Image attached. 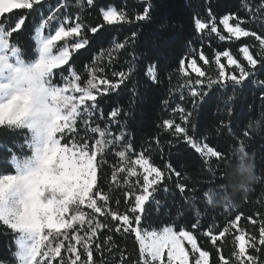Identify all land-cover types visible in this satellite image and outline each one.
<instances>
[{
    "label": "snow or ice",
    "instance_id": "6c2138e0",
    "mask_svg": "<svg viewBox=\"0 0 264 264\" xmlns=\"http://www.w3.org/2000/svg\"><path fill=\"white\" fill-rule=\"evenodd\" d=\"M57 3L58 7L49 9L50 14L41 17L35 27L36 57L25 59L24 49L11 43L10 39L14 34L16 37L20 35L26 19L21 17L12 25L5 23L4 14H9L10 20L13 10L36 11L43 7L42 0H0V126L23 135L22 143L14 142L15 148L0 143L8 153L7 157L0 158V228L11 233L15 247L12 261L4 259L0 264H110L105 253L111 256L118 249L114 247L113 235L106 234L102 231L104 229L108 233L114 230L121 235H135L139 245L138 259L134 262L131 257L124 259L121 253L120 264H210V251L211 264H264V219L259 221V237L255 234L248 236L246 247L245 236L237 235L238 251L233 250L228 257L217 242L225 237L230 227H237L235 221L241 219L240 215L220 231L219 236L213 235L214 226L201 234L212 241V249L208 250L198 245L197 237L184 228L175 231L166 226L147 231L140 227L146 202H152L162 184L167 193L170 189L165 181L172 179L171 173L176 177L181 173L170 163L165 164L164 169L156 166L149 155L153 151L151 147L142 148L137 153L134 141L125 130L126 122L120 119L127 113L119 107L106 113L102 107L106 97L119 95L129 83L132 84L131 94H136L137 81L133 77L137 74V31H132L123 42L114 38L112 47L102 49L93 58V66L87 68V79L71 67L61 68L69 63L72 53L89 44L83 33L90 30L99 35L105 24L149 21L155 7L152 0H141L142 13L136 14L134 20L114 8L101 9L104 24L95 25L83 23L81 17L85 6L96 7V0H75L80 13L74 23L67 0L63 3L57 0ZM244 7L247 19L238 14L220 19L228 37L218 31L211 13L207 25L196 19L195 28L202 31L207 26L209 35L215 33L220 41L232 37L239 41L241 37H247L259 45L256 53L259 59L251 52L252 44L240 41L242 46L236 53L216 52L219 74L215 78L206 76L205 71L196 66L195 59L189 60L187 67L197 74L194 81L185 71V60L182 59L179 72L183 82L173 90L179 92L181 103L172 108L173 118L165 119L162 124L164 132L182 139L203 158L214 178L217 170L211 167L212 158H216L219 165L220 161H226V156L206 142L207 136L197 138L194 114L208 95L205 85L208 90H213L214 86L227 89L230 85L235 90L264 71V0L259 4L248 0ZM230 19L233 23L229 22ZM52 29H55L54 35L50 34ZM45 30L49 34H45ZM67 37L80 38L69 44ZM58 42H63L62 46ZM122 51L130 57L124 61L127 70L112 71L114 79L101 75L107 71L102 61L107 58L108 66H111L118 62ZM241 54L243 59H240ZM221 56L227 59L228 65L234 66L228 75ZM199 59L206 64L212 62L203 52ZM237 71L239 75L233 74ZM147 75L156 81L154 66L148 67ZM60 81L64 83L61 85ZM253 83L264 86V80H254ZM185 91L192 98L191 110L184 106L187 101ZM164 106L169 108L171 104L165 100ZM177 115L180 122L174 119ZM113 125L117 126V131L113 130ZM220 131L217 128V133ZM244 136H248L247 131ZM168 143L171 145L172 141ZM156 144L160 146L159 137ZM239 148L246 152L243 141ZM109 154L118 157L119 164H110ZM106 166L112 169L111 183L117 185L112 188L110 184L108 191L104 189ZM121 185L126 190L123 200L116 198L117 208L114 209L113 193L119 191ZM221 186H210L202 193L208 204L213 203V197L226 192ZM175 187L182 196L185 195L186 184L177 182ZM138 190L140 194H137ZM188 192L192 195L191 198L185 196L186 201L196 199L195 188H188ZM224 199L227 201L228 197L225 195ZM121 204L125 205L123 212L120 211ZM156 204L158 206L159 201ZM252 223L257 221L253 219ZM199 227V220L192 225L193 229Z\"/></svg>",
    "mask_w": 264,
    "mask_h": 264
},
{
    "label": "trees",
    "instance_id": "16d2710c",
    "mask_svg": "<svg viewBox=\"0 0 264 264\" xmlns=\"http://www.w3.org/2000/svg\"><path fill=\"white\" fill-rule=\"evenodd\" d=\"M63 2L64 0H60V3ZM246 2L248 0H152L155 7L149 21H139L134 24L124 22L105 24L104 30L99 35L91 33L90 30L83 33L89 39V44L72 53L69 63L61 66L62 69L71 67L87 79V68L93 66V58L97 57L102 49L107 50L112 47L114 38L123 42L132 31H137L135 46L138 57L137 74L133 77V80L137 81L136 94H131L132 84L129 83L128 88L121 91L119 95L112 94L106 97L102 102V107L106 113L115 107L127 113L126 116L122 114L120 119L126 122L125 130L134 141L137 153L141 152L142 148L151 147L153 151L149 155L156 166L164 169L165 164L170 163L176 171L181 173L180 177L171 173L172 179L165 181L170 189L167 193L163 190L162 184L154 194L152 202H146L140 227L147 231L160 230L166 226L173 227L175 231L184 228L197 237L198 245L208 250L212 249V241L201 234L214 226L213 235L219 236V232L223 231L226 226H230V223L235 221V217L240 215L241 219L235 221L237 227H230L225 237H221L217 242L218 245L223 246L226 257L230 256L233 250L238 251L236 248L238 242L235 239L237 235L245 236L246 247L248 236L255 234L258 238L259 221L264 219V130L257 133L252 132L249 127L251 122L264 119V99H262L264 86L253 83L254 80H264V71L248 79L235 90L231 85L227 89L214 86L213 90H208L205 85L208 95L204 97L194 114V122L198 128L197 138L202 139L207 136L206 142L225 153L226 161L231 158L233 150L238 148L240 142L243 141L246 152L253 158L257 174V180L247 192L227 191L215 197L217 202L208 204L202 193L210 186L225 183L223 171L226 161H220L217 165L216 158H212L211 167L217 170L214 178L208 171L209 165L204 163L203 158L182 139L178 140L171 133L164 132L162 124L165 119L173 118L172 108L181 103L179 92L173 90L178 83L183 82L179 72L182 59L185 60V71L190 73L193 81L197 78V74L187 67L189 60L195 59L196 66L200 67L201 71H205L206 76L210 75L215 78L219 74V67L215 63L216 52L236 53L242 46L240 41L252 44L251 52L254 58L259 59L256 56L259 52V45L254 44L247 37H241L239 41L235 37L220 41L215 33L209 35L210 28L207 26L202 31H197L195 28L196 19H200L207 25V21L214 16L218 31L228 37L229 33L219 23L220 19L225 15L232 16L233 14L247 19L248 13L244 7ZM251 2L259 4L261 0H251ZM42 3L43 7H38L36 11L13 10L10 20L8 19L9 14H4L5 23L12 25L21 17L26 19L20 35L16 37L14 34V37L10 39L11 43H16L24 49L25 59L36 57L35 27L41 22V17L46 18L50 14L49 9L54 10L58 7L57 0H42ZM67 3L72 9L71 19L74 23L80 9L76 6L75 0H67ZM109 7L117 10L118 13L127 14L132 20L143 10L141 0H96V7L85 6L81 17L82 22L92 25L104 24L101 9L107 10ZM229 22L233 23L231 19ZM45 34H49V31L45 30ZM50 34L54 35L55 29H52ZM79 38L67 37L66 39L71 44ZM62 43L58 42L61 46ZM201 52L204 53L206 59H211V64H206L199 59ZM126 59L130 57L123 51L119 54L118 62L111 66H108V60L105 58L102 64L107 66V71L101 75L113 78L112 71H126L127 65L124 64ZM220 59L225 65V74L228 75L234 66L228 65L225 57L221 56ZM240 59H243L242 54ZM245 64H247L246 61ZM150 65L155 68L156 81L147 75ZM55 71L60 72V70ZM65 74L67 75V72ZM233 74L239 75L238 71ZM60 83L62 85L64 82L60 81ZM185 95L187 101L184 106L191 110L192 98L186 91ZM165 100L169 101L171 107L165 108ZM225 101H229L227 105ZM174 119L180 122L178 115ZM217 128L221 129L219 133H217ZM113 130L117 131V126L113 125ZM245 131L248 132V136H244ZM157 137L160 138V146L156 144ZM168 141H172V144L170 145ZM14 142L22 143L23 135L0 126V143L15 148ZM109 155L110 164H119L118 157H114V154ZM7 156L8 153L0 147V158ZM132 158L135 159V156ZM111 171L110 167H105V191H108L110 184L112 188L117 187L116 184L111 183ZM132 182L135 183L134 178ZM177 182L186 184L185 195L182 196L179 189L175 187ZM188 188L196 189V199L191 202L185 199V196L191 198L192 195L188 192ZM125 190V187L121 185L120 190L113 193L112 207L114 209L117 208L116 198L123 200ZM137 194H140L139 190ZM225 195L228 197L227 201L224 199ZM156 201H159L158 206ZM119 207L121 212L125 210V205L121 204ZM85 211L90 212L86 208ZM98 219L103 220L104 218L98 217ZM253 219L257 221L256 224L252 223ZM198 220L200 227L193 229L192 225ZM102 231L113 235L114 247L118 249L111 256L105 253V259L109 260L110 264H120L121 253L124 259L131 257L133 262L138 259L139 245L135 241L134 234L127 236L115 233L114 230L113 233H108L107 229ZM225 240H227L226 245ZM14 250L11 233H6L3 228H0V260L12 261ZM99 259V254H97V260ZM209 259L211 264L212 251H210Z\"/></svg>",
    "mask_w": 264,
    "mask_h": 264
},
{
    "label": "clouds",
    "instance_id": "9594fccd",
    "mask_svg": "<svg viewBox=\"0 0 264 264\" xmlns=\"http://www.w3.org/2000/svg\"><path fill=\"white\" fill-rule=\"evenodd\" d=\"M250 129L257 133L264 130V119L251 122ZM223 179L225 183L221 187L226 192H247L257 180L256 166L252 156L239 147L234 149L231 158L225 162ZM212 202H217L215 197Z\"/></svg>",
    "mask_w": 264,
    "mask_h": 264
},
{
    "label": "rangeland",
    "instance_id": "374dc122",
    "mask_svg": "<svg viewBox=\"0 0 264 264\" xmlns=\"http://www.w3.org/2000/svg\"><path fill=\"white\" fill-rule=\"evenodd\" d=\"M192 69V68H191ZM240 235H243V234H240Z\"/></svg>",
    "mask_w": 264,
    "mask_h": 264
}]
</instances>
